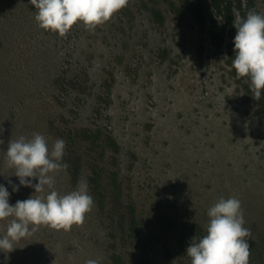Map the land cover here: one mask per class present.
<instances>
[{
    "label": "rangeland",
    "instance_id": "374dc122",
    "mask_svg": "<svg viewBox=\"0 0 264 264\" xmlns=\"http://www.w3.org/2000/svg\"><path fill=\"white\" fill-rule=\"evenodd\" d=\"M35 13L31 0H0V183L9 203L66 194L89 173L73 180L62 169L51 189L12 192L10 140L39 133L51 148L70 131H99L117 142L109 159L137 207L139 239L125 238L93 201L82 223L36 226L0 251V264H115V253L125 264H191L186 248L206 234L208 209L230 196L250 229L248 264H264V124L233 74L231 32L215 45L184 0H127L94 29L77 23L63 36ZM11 219L0 220V237Z\"/></svg>",
    "mask_w": 264,
    "mask_h": 264
},
{
    "label": "clouds",
    "instance_id": "9594fccd",
    "mask_svg": "<svg viewBox=\"0 0 264 264\" xmlns=\"http://www.w3.org/2000/svg\"><path fill=\"white\" fill-rule=\"evenodd\" d=\"M35 7V19L39 26L63 36L75 24L82 23L88 29L108 21L127 4V0H31ZM233 37L232 67L237 77L250 78L255 97L264 91V15L249 10L245 18H237ZM227 57V56H225ZM3 129L0 128V133ZM5 152L7 164L15 170L19 183L8 181L12 192L20 186L41 192L45 186L52 188L54 175L67 168L62 163L65 141L57 138L49 148L44 135L34 133L30 139L24 136L8 142ZM35 178V181L33 180ZM10 192L0 183V220L13 217L0 237V251L13 249V243L35 231L36 226L47 225L54 229H69L80 224L91 210L93 198L88 193L87 181L78 182L75 189L66 194L51 190L46 197H34L9 203ZM207 215L206 234L196 240L192 237L186 248L191 264H248L250 255L248 237L250 229L243 226L240 200L234 196L220 198ZM29 225L32 227L30 228ZM86 264H98L89 259Z\"/></svg>",
    "mask_w": 264,
    "mask_h": 264
},
{
    "label": "trees",
    "instance_id": "16d2710c",
    "mask_svg": "<svg viewBox=\"0 0 264 264\" xmlns=\"http://www.w3.org/2000/svg\"><path fill=\"white\" fill-rule=\"evenodd\" d=\"M184 1L199 29L209 35L217 46L223 44L225 32H231L233 37L235 36L234 23L238 17L245 18L249 10L264 15V0ZM154 15L159 17L160 13L154 12ZM230 52L234 59L233 46ZM233 74L237 77L234 68ZM238 79L245 92L253 98L255 115L264 124V91L257 98L250 87V78L239 77ZM100 134L99 131L88 129L68 132L62 163L67 164L66 170L73 180H77L81 176L83 169L89 171L87 184L93 201L108 215L110 220L114 221L116 228L120 227L124 231L125 238L133 237L138 240L137 207L126 199L118 159L116 157V159H112L113 161L109 159L111 152L114 154L118 150L117 142L113 138L101 139ZM76 142L82 145L89 143L90 147L89 149L88 147L82 148L80 156H77L74 153L76 150H71ZM89 151L94 152L95 157L90 155ZM104 161L107 162L106 165H102ZM112 259L115 264H125L123 257L118 253H115Z\"/></svg>",
    "mask_w": 264,
    "mask_h": 264
}]
</instances>
